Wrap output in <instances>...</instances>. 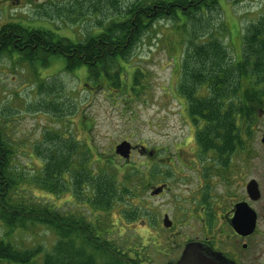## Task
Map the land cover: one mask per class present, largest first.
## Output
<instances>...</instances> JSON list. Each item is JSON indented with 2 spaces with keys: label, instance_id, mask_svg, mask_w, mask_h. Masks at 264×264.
<instances>
[{
  "label": "trees",
  "instance_id": "obj_1",
  "mask_svg": "<svg viewBox=\"0 0 264 264\" xmlns=\"http://www.w3.org/2000/svg\"><path fill=\"white\" fill-rule=\"evenodd\" d=\"M153 1L144 0L137 5L126 0L123 6L112 2V16H87L90 20L85 22L80 21L84 16H66L71 23H82L78 34L74 36L68 33L73 25L67 21H60L57 29L68 30V34L44 27L26 26L21 21L3 23L0 27V56L16 53L20 61L28 62L34 68L35 73H38L37 64L48 68L52 63L51 58L58 57L66 63L61 69L63 71H86V79L97 81V84L106 82L103 77L122 84L124 80L121 82L119 73L111 76L115 67H122L119 64L120 57L126 62L142 34L149 31L158 20H165L170 23L172 32L183 36L186 53L182 54V60L179 58L175 63L176 71L179 72L177 93L183 99L184 110L198 127L197 142L201 146L220 149V143L230 140L226 134L231 132L234 125L231 115H226L225 111L233 110L237 103L240 117L243 114L252 115L264 100V15L246 26L241 49L232 58L228 49L230 46L223 38L206 30L209 13L221 0H174L170 5L168 1L161 0L174 11L179 8L183 14L187 12L186 16H168L163 13L164 10L160 11V16H153ZM79 4L82 14L83 1L80 0ZM123 40L128 45L127 52L117 53L116 58L112 59L119 63L111 67L103 66L108 51H112L113 46H119ZM98 46L105 48L99 49ZM135 77L138 81L137 72ZM134 79L132 82L135 84ZM6 131L4 123H0V232H3L0 235V264L147 262V254H141L144 245L137 250L141 242H136L133 248L127 239L125 250L122 245L107 240L106 233L110 231L101 229L103 226L99 218L85 221L72 208L64 212L52 202L47 205L35 198L30 201L26 197L18 199L17 194L22 191V187L23 191L37 190L57 196L70 192L75 199L73 206L80 201L91 207L87 209L90 218L96 216L95 209L109 210L127 199L131 200L128 207L132 208L131 211L126 210L127 218L135 221L140 217L135 210V199L139 197L140 187L134 177L142 178V174L149 172L150 180L146 178L145 183H150L156 175L154 163L144 164L146 170L132 176L127 173L128 164L122 162L124 158L120 154H110L105 162L99 156L95 159L90 148L83 151L85 145L74 139L64 140L53 147V140L59 138L47 133L43 136L48 140L44 145L50 148L44 154L37 151L46 164L40 174L23 186V180H18L13 169L16 168L13 167V155L18 149L10 142ZM157 171L160 175L158 167ZM42 228L53 232L56 237L51 248H45L37 242L38 232ZM15 233L22 237V241L32 237L36 242L33 246L22 247L18 237L14 238Z\"/></svg>",
  "mask_w": 264,
  "mask_h": 264
},
{
  "label": "rangeland",
  "instance_id": "obj_2",
  "mask_svg": "<svg viewBox=\"0 0 264 264\" xmlns=\"http://www.w3.org/2000/svg\"><path fill=\"white\" fill-rule=\"evenodd\" d=\"M62 1L40 0L28 6L29 13L25 15L12 10L17 6L13 0L9 12H5L3 0H0V24L21 21L26 26L44 27L65 34L68 30L57 28L60 21H67L73 25L68 33L74 36L82 23H71L66 16H60V8L54 6ZM263 15L264 0H221L209 13L206 30L223 38L230 46L228 49L233 58L241 49L246 26ZM87 16L94 14L91 12ZM87 16L80 21H87ZM169 24L161 22L160 32L145 36L135 51L128 54L125 66L111 71V76L119 73L121 82L124 80L122 84L104 77L102 79L106 82L97 84V81L86 79L85 71H63L66 63L58 57L51 58L48 68L37 64L38 73H35L34 68L28 62L20 61L16 53L0 56V123L7 127V137L18 149L13 155V167L16 166L13 169L18 180H23V186L40 174L46 164L37 151L44 154L50 148L44 145L48 140L43 136L47 133L59 138L54 139L51 146L74 139L85 145L83 151L90 148L95 159L99 156L105 162L112 154L117 156L115 148L118 144L129 142L133 146L130 157L121 159L128 164L127 173L132 176L146 170L144 164L156 165L153 169L156 175L150 183H145L146 178H150L149 172L142 174V178L134 177L140 187L139 197L134 201L140 217L135 221L127 218L126 210H132L128 207L131 200L127 199L109 210L95 209L96 216L92 215L94 218L91 219L80 201L73 206L75 199L70 192L57 196L37 190L23 191L22 187L17 198L26 197L28 201L35 198L47 205L54 203L64 212L72 208L85 221L99 218L101 229L110 231L106 238L113 244L122 245L126 250L127 239L133 248L136 242H141L137 250L144 245L141 254H147L145 264L179 260L180 251L171 252V255L168 251L176 250L178 243L187 240V193L198 183V177L193 178V173L187 177V163H182L198 155L194 121L187 115L183 99L177 93L179 72L175 63L179 58L183 59L186 48H183V36L172 32ZM172 43L176 46H169ZM135 72L139 74L138 81L134 79L137 78ZM44 81L46 83L41 85ZM190 138L193 148L187 147ZM154 150L157 152L152 156ZM173 156L175 167L166 159ZM162 183L167 184L169 190L160 197H152L151 188ZM164 213L177 224L173 230L164 228ZM16 237L22 247L33 246L36 242L32 237L22 241V237L15 233ZM55 240L51 231L42 228L38 232L37 242L45 248H51Z\"/></svg>",
  "mask_w": 264,
  "mask_h": 264
},
{
  "label": "flooded vegetation",
  "instance_id": "obj_3",
  "mask_svg": "<svg viewBox=\"0 0 264 264\" xmlns=\"http://www.w3.org/2000/svg\"><path fill=\"white\" fill-rule=\"evenodd\" d=\"M82 1L84 6L82 14L79 12L80 0H63L54 8H60V16H87L92 12L94 16L102 17L112 16L110 12L112 2L119 6L126 2V0ZM165 1L170 5L174 0ZM10 2L11 0H3V9L7 13L10 10ZM39 2L40 0L24 2L13 0V4L17 6L12 10L27 15L28 6ZM178 9L154 10L153 16H160L162 14L160 11L163 10L168 16L171 14L186 16L187 12L183 14ZM184 10L187 11V8ZM160 22L161 20H158L149 31L143 33L141 40L150 33L160 32L158 30ZM98 48L102 49L105 46ZM127 50L128 45L123 40L119 46H113L112 51H108L102 65L111 67L119 63L118 60L112 59L116 58L117 53H125ZM120 58L122 62V57ZM235 105L233 111L239 113L238 104ZM225 113L230 114L228 110ZM187 115L190 116L188 112ZM231 120L234 125L231 132L226 134L230 140L220 143V149L203 144L201 146L195 135L194 142L197 144L198 155L187 158V162L180 159L183 165L187 163L189 171L187 177L193 173V178L198 177V183L187 193V240L178 243L176 250H169L168 255L174 251H180L182 254L186 245L187 247L196 245L216 258L219 264H264V100L252 115L243 114L240 117L238 114ZM193 131L197 132L198 127L194 125ZM187 147L193 148L192 138L187 141ZM156 152L154 150L151 155L155 156ZM172 158L166 159L175 167ZM161 186L164 187L163 191L154 198L164 195L169 190L167 184L162 183ZM84 206L86 209L91 208ZM76 213L78 214L77 211ZM166 216L171 222L168 228L164 225ZM162 223L164 228L169 230H173L177 225L166 213L163 215Z\"/></svg>",
  "mask_w": 264,
  "mask_h": 264
},
{
  "label": "water",
  "instance_id": "obj_4",
  "mask_svg": "<svg viewBox=\"0 0 264 264\" xmlns=\"http://www.w3.org/2000/svg\"><path fill=\"white\" fill-rule=\"evenodd\" d=\"M133 147L131 144L127 141H124L117 145L116 147V153L122 155L125 158L130 157V153ZM164 187H153L151 195L157 196L163 191ZM165 227H170L171 222L169 220V217L166 216L164 220ZM178 264H219V261L216 260L213 256H211L209 253L202 251L198 246L192 245V246H185L181 258L178 262Z\"/></svg>",
  "mask_w": 264,
  "mask_h": 264
},
{
  "label": "bare ground",
  "instance_id": "obj_5",
  "mask_svg": "<svg viewBox=\"0 0 264 264\" xmlns=\"http://www.w3.org/2000/svg\"><path fill=\"white\" fill-rule=\"evenodd\" d=\"M131 1H132V3L137 4V5L142 4L144 2V0H131ZM152 8H153V10L169 9V6L161 0H155L152 2ZM164 22H166V21L164 20ZM166 26H168V25H166ZM178 51L180 53L182 50L180 49ZM127 60H128V57H127ZM228 112L230 113L232 118H234L236 115H238V113L234 112L233 110L228 109Z\"/></svg>",
  "mask_w": 264,
  "mask_h": 264
}]
</instances>
